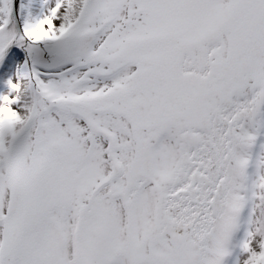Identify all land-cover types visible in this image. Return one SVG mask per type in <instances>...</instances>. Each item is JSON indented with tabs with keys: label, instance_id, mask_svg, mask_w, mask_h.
Segmentation results:
<instances>
[{
	"label": "snow or ice",
	"instance_id": "snow-or-ice-1",
	"mask_svg": "<svg viewBox=\"0 0 264 264\" xmlns=\"http://www.w3.org/2000/svg\"><path fill=\"white\" fill-rule=\"evenodd\" d=\"M0 264H264V0H0Z\"/></svg>",
	"mask_w": 264,
	"mask_h": 264
}]
</instances>
